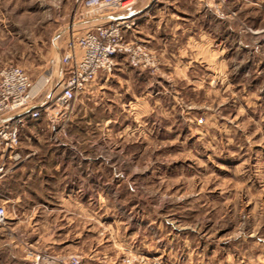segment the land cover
Returning a JSON list of instances; mask_svg holds the SVG:
<instances>
[{
    "label": "rangeland",
    "instance_id": "1",
    "mask_svg": "<svg viewBox=\"0 0 264 264\" xmlns=\"http://www.w3.org/2000/svg\"><path fill=\"white\" fill-rule=\"evenodd\" d=\"M78 4L0 0V68L17 64L32 85L42 81L39 98L51 92L54 35L65 34V45L72 33L97 22L78 20ZM152 6L157 10L145 16L147 23L139 20L137 39L157 54V68L123 62L113 79L130 84L144 102L102 104L111 98L109 90L83 105L80 95L55 130L45 115L29 138L24 135L31 131L21 130L19 147L30 150V162L44 165V174H56L55 179H62L63 160L52 161L58 164L52 172L51 148L67 142L85 146L87 154L81 169L74 161L70 167L85 183L72 188L69 201L56 187L52 203L35 208L34 217L17 219L16 226L17 210L0 201L13 218L4 226L7 242L17 246L13 264H33L29 252L63 260L77 256L79 264H264V26L243 23L229 31L226 15L238 24L242 17L228 9L227 0H162ZM242 14L264 23L255 8ZM199 29H209L217 44L210 45L202 32L196 35ZM244 30L263 34L260 42L248 43L257 48L253 56L239 44ZM159 36L167 39L168 52L189 40L184 55L194 60L188 73L176 74L181 64L175 56L142 40ZM147 85L154 86L151 95ZM83 112L91 122L71 132L69 124ZM98 116H104L103 125L95 123Z\"/></svg>",
    "mask_w": 264,
    "mask_h": 264
},
{
    "label": "built area",
    "instance_id": "2",
    "mask_svg": "<svg viewBox=\"0 0 264 264\" xmlns=\"http://www.w3.org/2000/svg\"><path fill=\"white\" fill-rule=\"evenodd\" d=\"M162 0H79L75 11L80 21L95 19L97 22L80 34L72 33L66 40L60 62L67 71L61 89L40 107L28 112L6 116L29 105L35 97L32 81L27 72L17 64L0 68V174L7 171L5 159L22 160L18 151L19 132L28 119L38 120L43 115L53 130L60 116L71 112L76 99L95 81L99 71L111 72L118 57L132 68L153 71L158 66L157 54L143 42L130 35L135 26L133 17L126 14L145 3L149 12L152 5ZM224 2L225 0H221ZM122 16L118 19L113 16ZM199 121H201L199 119ZM62 126L57 130L61 131ZM56 133L54 132V135ZM8 217L0 205V227L6 226ZM33 264H79L77 256L67 260L46 254L29 252Z\"/></svg>",
    "mask_w": 264,
    "mask_h": 264
},
{
    "label": "crops",
    "instance_id": "3",
    "mask_svg": "<svg viewBox=\"0 0 264 264\" xmlns=\"http://www.w3.org/2000/svg\"><path fill=\"white\" fill-rule=\"evenodd\" d=\"M227 4H228L229 10H233L236 13L239 12L240 17H242L240 18L241 21H239L240 24H238L237 22H235L236 20L234 18L226 15L228 23L225 28H227L229 31H232L231 30L232 27H236V26L239 28L240 27L242 28L243 23L244 25L252 29H257V28H261L264 26V23L262 22L251 23L252 22L251 19H249L251 21L250 22L248 18L246 17V15L242 14L243 9H246L247 7L248 8L251 7L252 9L253 8L257 9L264 16V0H227ZM237 4H238V7H237ZM153 7L155 6H151L149 9V12L145 13V10H147L146 9L147 5L144 4L140 8H135L134 10L126 14H123L124 16H127V17L130 16L134 18L135 26L133 30L130 32L131 36L141 39V37H139L138 35L141 29L139 20L142 19L147 23L148 19L146 18L148 17L147 14L150 13V10L152 9L157 10L156 8H153ZM158 9L160 10V8ZM136 21H138V23ZM169 22L171 21L167 20L166 22H164V26H168L167 23ZM173 22L174 21L172 20V23ZM174 23L178 24L179 22L175 21ZM193 23H195V21H193ZM206 26L210 28L213 26V24L208 22ZM177 27H179V25ZM177 27L175 26L174 28L178 29ZM200 32H202V35L205 37L204 39H207L210 45L212 43L217 44L216 43L217 40L215 36L212 35L209 29L208 30L199 29L198 32L195 31V33H197L196 35H198L199 37H200ZM244 32L245 33L243 36L240 35L239 44L241 47L245 48L244 49L245 55L253 56V53L254 54L257 53V48L253 46L254 45L253 43L254 41L255 43L260 42L261 39L263 38V34H260L261 33L260 31H255L254 34H251V33L249 34L247 30H244ZM59 34L60 32H58V35L57 34L54 35L53 39L51 40V73H50V76L47 77L51 80V92L50 91L46 92L43 95V97L39 98L37 95L40 94L42 89H44L45 87L42 86L41 88L39 86V84H41L42 81L35 82V84L32 86V92L35 94V97L32 100V102L26 107L18 110L17 112L13 114L6 116L5 118H10L14 115L25 113L32 109L38 108L47 100L50 94L52 96L53 94L60 91L61 82L66 76L67 71L65 70V68L62 66L60 62V56L65 47L64 39L66 35L63 34L62 36H60ZM146 34H148V36L151 35L150 33H146ZM159 37L160 38L158 39L160 40H156V41H152L151 38H150L151 40L149 39L146 40L144 38H142V40L146 42L149 46L151 42L154 44L158 43L160 47L158 49L162 50V52L166 54L167 57L175 56V59L177 60L176 64L178 65L181 64V67H174L176 69V72H175L176 74L177 73H180V74L188 73L190 71L189 67L191 66V62L192 60H194L193 58L190 59L188 58L187 55H184V51L186 52L188 50V48L187 47L185 48L184 46H188L189 40L186 41V43L183 44L182 46H178L175 52L174 51L168 52L166 48L168 46L167 39H164L162 36H159ZM252 37L255 38L253 41L250 40V38L252 39ZM57 38H61V41L59 42L56 41ZM218 42L219 44H221L222 41L220 40ZM248 43H252L253 45L250 46ZM249 46L251 48L250 51L248 50ZM253 48H254V51L252 50ZM192 49H194V47H192ZM189 56H191V54H189ZM123 62L124 60L122 59V57H118L117 64L111 72L99 71L95 81L89 86V88L85 92L81 94L84 97V99H82L80 103L83 105L88 104L91 102L92 97L97 96L98 94L100 98L101 97L104 98L105 97L104 94L107 93L109 90L112 91L111 98L108 99L107 97H105L106 100L101 99L102 104L109 103V102L113 104L123 102L121 105H127L130 107H134L139 102H144V100H142L143 96L140 95L141 93H136L135 90L130 89L131 87L130 84L128 83L124 84L121 81L113 82L114 77L117 78L119 73L123 71V68H124ZM137 74H142V72H137ZM145 88H146L145 90L148 91V95L149 93L151 95L154 86L147 85L145 86ZM110 119L111 117H108L105 122L110 121ZM43 120L45 121L44 117L38 120L28 119L25 122L24 126L21 127L20 129L19 138H21V130H23L24 128L28 129V131H31L30 134H26L24 135V137L29 138V136H32L34 134V131L37 130V126L41 125L40 122H42ZM104 120H105L104 116H98L95 120V123L97 125L100 123H101L100 125H103ZM84 122L86 123L91 122V116H87L85 112L80 113V114H75L73 121L69 124V130L71 132L73 131V129L78 130V128H80V126H78L79 125L78 123H84ZM18 151L20 152L22 156V160L18 162H14L9 158L5 159V163L8 169L5 173L0 174V201L4 203V205H7L8 203L11 204V206H13L17 210L19 216H17L15 221H13L15 226L21 223L17 219L26 217L29 214H31L32 217H34L36 215V213L33 212V210L35 211V208L40 207V206H46L47 202L52 203V199L55 198L54 195L56 194V187H60L61 189H63L64 196L62 198L63 200L69 201L68 199H71L72 197L70 195L72 192V188L77 187L76 185L81 187L82 185H84L83 183H85V179L81 177L79 178L73 177V175L75 174L73 173V170L70 167L74 161L78 164V167L81 169V167L83 166V162H84V157L82 156L87 154V149L85 146H80V147L72 146L71 144H68L67 142H64L61 146H56V147L54 146V148H51V156L53 155L51 158V171H52V168L55 171H57L58 164L55 166L54 164H52V161L54 160L55 162V160L57 159V156L61 157L63 160L62 179H55L56 174H52V173L44 174L45 172L44 170L46 169L44 165L39 164V163L30 162L31 160L30 156L32 155L30 150L24 152L19 147ZM73 178H76V179H73ZM75 182H78V183L75 184ZM66 191H67V194L65 193ZM79 198L81 199V197ZM75 200L77 201L78 199H75ZM79 202H81V200H79ZM52 210L54 209L51 208V211ZM9 214L10 213H7L8 220L12 218V216H10ZM5 235L6 234L4 233V227L0 228V241H3V243L0 244V264H9L10 260L13 261L16 259V257H14V255L11 252L16 250L17 246L15 244L8 243L7 237ZM8 252L13 257V259L7 260L5 258L7 257L6 253ZM13 263H16V262L13 261L12 264Z\"/></svg>",
    "mask_w": 264,
    "mask_h": 264
},
{
    "label": "water",
    "instance_id": "4",
    "mask_svg": "<svg viewBox=\"0 0 264 264\" xmlns=\"http://www.w3.org/2000/svg\"><path fill=\"white\" fill-rule=\"evenodd\" d=\"M120 17H122V16H119V15H117V16H113V18H115V19H118V18H120Z\"/></svg>",
    "mask_w": 264,
    "mask_h": 264
}]
</instances>
